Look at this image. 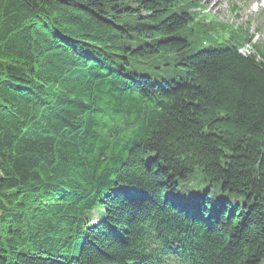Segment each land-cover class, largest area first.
Here are the masks:
<instances>
[{
  "label": "trees",
  "instance_id": "trees-1",
  "mask_svg": "<svg viewBox=\"0 0 264 264\" xmlns=\"http://www.w3.org/2000/svg\"><path fill=\"white\" fill-rule=\"evenodd\" d=\"M247 44L200 0H0V264H264Z\"/></svg>",
  "mask_w": 264,
  "mask_h": 264
},
{
  "label": "rangeland",
  "instance_id": "rangeland-1",
  "mask_svg": "<svg viewBox=\"0 0 264 264\" xmlns=\"http://www.w3.org/2000/svg\"><path fill=\"white\" fill-rule=\"evenodd\" d=\"M203 14L214 16L217 20L243 26L249 30L252 45L264 43V0H200ZM235 12L232 13L231 9ZM254 53L251 46L243 54Z\"/></svg>",
  "mask_w": 264,
  "mask_h": 264
}]
</instances>
